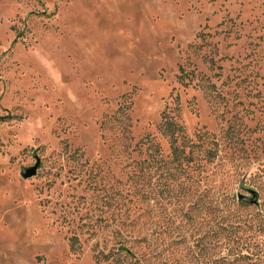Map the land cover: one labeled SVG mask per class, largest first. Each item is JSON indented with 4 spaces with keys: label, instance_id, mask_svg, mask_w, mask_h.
<instances>
[{
    "label": "rangeland",
    "instance_id": "374dc122",
    "mask_svg": "<svg viewBox=\"0 0 264 264\" xmlns=\"http://www.w3.org/2000/svg\"><path fill=\"white\" fill-rule=\"evenodd\" d=\"M225 204L264 213V0H0V264H202Z\"/></svg>",
    "mask_w": 264,
    "mask_h": 264
},
{
    "label": "trees",
    "instance_id": "16d2710c",
    "mask_svg": "<svg viewBox=\"0 0 264 264\" xmlns=\"http://www.w3.org/2000/svg\"><path fill=\"white\" fill-rule=\"evenodd\" d=\"M239 202L238 207H246L244 202ZM232 207L236 206L233 204H225L224 207L217 205L214 210L210 209L205 213L198 230L199 238L196 241L201 263L264 264V260H262L264 255V213L258 211L254 217L247 218L239 213V209L242 208ZM257 216L261 219L256 220ZM140 238L142 240L139 239V242L146 239ZM120 250L131 254L125 247L121 246ZM151 254L158 256L157 252L153 251L147 255L141 254V258L135 264H140L141 259H146Z\"/></svg>",
    "mask_w": 264,
    "mask_h": 264
},
{
    "label": "water",
    "instance_id": "95a60500",
    "mask_svg": "<svg viewBox=\"0 0 264 264\" xmlns=\"http://www.w3.org/2000/svg\"><path fill=\"white\" fill-rule=\"evenodd\" d=\"M38 168H39V164H37L33 168L25 169L22 172V176L24 178H31V177L35 176ZM249 193L251 195L250 197L246 196V195L239 194L238 200L241 202H244V203L251 204V205H257L259 202V194L254 190H249Z\"/></svg>",
    "mask_w": 264,
    "mask_h": 264
}]
</instances>
